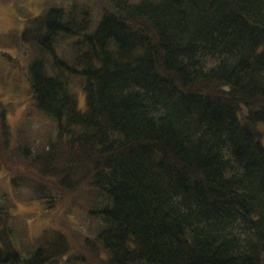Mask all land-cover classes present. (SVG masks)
Here are the masks:
<instances>
[{"label": "trees", "instance_id": "obj_1", "mask_svg": "<svg viewBox=\"0 0 264 264\" xmlns=\"http://www.w3.org/2000/svg\"><path fill=\"white\" fill-rule=\"evenodd\" d=\"M94 1L49 7L23 33L55 137L21 146L0 102V185L47 211L85 192V264H264V0ZM16 201L0 197V264H60L69 237L27 248Z\"/></svg>", "mask_w": 264, "mask_h": 264}, {"label": "rangeland", "instance_id": "obj_2", "mask_svg": "<svg viewBox=\"0 0 264 264\" xmlns=\"http://www.w3.org/2000/svg\"><path fill=\"white\" fill-rule=\"evenodd\" d=\"M78 1L91 8L95 4L94 0ZM72 2L73 0H0V102L8 105L7 120L13 136L16 138L19 135L20 140L14 138L13 143L16 140L17 143L20 141L21 146L24 142L29 147L38 149L46 140L55 137L56 126L42 117L33 106L28 67L39 55H36L38 53L33 47L23 44L22 35L33 26L31 22L42 17L49 7L65 8ZM68 44H62L61 52H69ZM11 59L14 60L8 62ZM75 91L79 108L85 110L86 96L79 84L75 86ZM260 127L264 145V126ZM2 186L0 185V197L7 193L10 197H15L18 204V218L13 226L15 239H22V243H28L27 248H30V242L35 243L46 230L52 229L69 237L71 243V252L60 264H85L86 259L94 261L95 257L86 249V242L87 239L94 240L98 223L88 216L89 201L85 198V192L81 191L82 195L67 194L63 200L60 198L62 204L57 210L47 211L34 199L32 191L26 185L15 190L12 184L5 181ZM93 242V247H96L95 241ZM18 249L20 250L19 246ZM22 254L26 255L24 252Z\"/></svg>", "mask_w": 264, "mask_h": 264}]
</instances>
